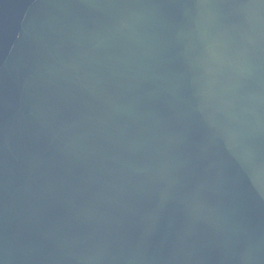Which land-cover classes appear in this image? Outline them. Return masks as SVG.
<instances>
[{"label": "water", "instance_id": "1", "mask_svg": "<svg viewBox=\"0 0 264 264\" xmlns=\"http://www.w3.org/2000/svg\"><path fill=\"white\" fill-rule=\"evenodd\" d=\"M0 264H264V0H0Z\"/></svg>", "mask_w": 264, "mask_h": 264}]
</instances>
